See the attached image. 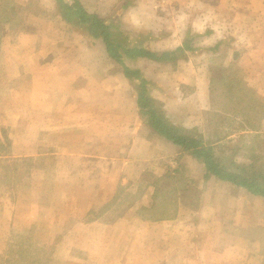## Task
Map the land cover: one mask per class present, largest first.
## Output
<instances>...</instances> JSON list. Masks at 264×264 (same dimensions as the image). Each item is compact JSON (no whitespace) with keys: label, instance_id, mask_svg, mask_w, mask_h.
<instances>
[{"label":"crops","instance_id":"obj_1","mask_svg":"<svg viewBox=\"0 0 264 264\" xmlns=\"http://www.w3.org/2000/svg\"><path fill=\"white\" fill-rule=\"evenodd\" d=\"M14 1L38 13L0 52V264H264V197L207 173L139 104L145 93L221 168L264 188V0H80L141 47L127 65L145 82L54 0L50 12ZM173 1L184 10L163 11Z\"/></svg>","mask_w":264,"mask_h":264},{"label":"trees","instance_id":"obj_2","mask_svg":"<svg viewBox=\"0 0 264 264\" xmlns=\"http://www.w3.org/2000/svg\"><path fill=\"white\" fill-rule=\"evenodd\" d=\"M58 6L60 14L65 19L66 23L72 28H79L87 31L90 34H100L102 35L107 52L111 58L118 61L123 68V71L132 77L140 79L142 82L145 80L141 77L142 72L138 69H131L127 62L135 59L141 50L140 46L129 48L125 46L124 42L118 35H113L110 31V23L100 18L97 15L90 14L84 7L80 0H54ZM27 7L20 6L14 0H0V52L3 40L9 35V30H14L15 32H27L32 29V21L29 18V14H37V11H32ZM28 13V14H27ZM189 45H186V49ZM183 53L178 51L177 54ZM171 53H155L153 57L163 60L166 56L171 57ZM169 61V60H168ZM141 109L144 114L151 115V125L152 128L160 135L164 136L169 141L180 146L183 149L191 151V153L201 159L205 165L207 173L210 172L212 175L218 177L222 180H227L237 183L239 186L246 188L248 191L255 195H260L264 197V188L261 187V182L259 177H248L244 176L239 180L237 174L228 171L227 168H221L215 160V157L211 151L202 141L196 136L189 134L185 130L179 129L173 124L169 123L157 108L152 105L147 104L145 98V93L140 94ZM169 173H166L163 180L166 178H171ZM168 181V180H167ZM185 189V185H183ZM183 189V190H184ZM188 191V190H187ZM198 192V191H197ZM196 192V194H197ZM196 199L200 197L198 193ZM198 196V197H197Z\"/></svg>","mask_w":264,"mask_h":264},{"label":"rangeland","instance_id":"obj_3","mask_svg":"<svg viewBox=\"0 0 264 264\" xmlns=\"http://www.w3.org/2000/svg\"><path fill=\"white\" fill-rule=\"evenodd\" d=\"M134 2H136V1H138V0H133ZM50 0H38V6L36 7V8H38V10H39V8H42L43 10H46V11H48V12H50ZM131 2H132V0H131ZM213 1H211V2H209V4H211ZM42 4V5H41ZM53 7L55 8V7H57L56 8V11H54L55 12V15L56 14H59L60 13V11H59V9H58V6H57V4H56V2L55 1H53ZM161 5H163V4H161ZM174 6L177 8V10H176V12L175 13H179L180 11H182V10H184V8L183 7H179L178 5H177V2L176 1H173L172 3H170L169 4V7L168 8H164L163 9V11H165L166 12V10L167 11H170L171 9H174ZM251 7H252V10H251V12H254V13H256L257 11H259L258 9L255 11V9L253 8L254 6H252L251 5ZM180 8V9H179ZM203 8L204 7H199V9L200 10H203ZM216 9V8H215ZM238 9H239V6L237 5V3L235 4V5H233V7H232V13L233 12H236V15L234 16V20H232V15L230 16V22H234L235 20L236 21H238V16H237V11H238ZM240 9H241V6H240ZM213 10H214V7L212 6V5H210V6H208V10L206 9V12H205V14L208 16V15H210L211 13H213ZM204 12V11H203ZM243 14V13H242ZM180 15H183V13H180ZM59 19V18H58ZM56 20V19H55ZM56 23V22H55ZM231 28V27H230ZM231 31V29L229 30V32ZM215 36H216V33H215ZM213 38V37H212ZM206 42V43H205ZM210 42H212V43H214L215 42V38H213V40L211 41V40H207V39H202V40H200V41H198V44H208V43H210ZM9 47V46H8ZM0 231H2L1 229H0ZM36 235H38V237L39 238H41V236H43L44 235V231L42 230V229H38L37 230V234ZM34 248H35V250L37 251V253H44V252H46V246H44V245H38V246H34ZM24 251H26L27 252V249H25L24 248V245L23 246H21V253H26V252H24ZM40 255V254H39ZM42 255V254H41ZM44 256H46L45 255V253H44ZM23 259H24V257H23ZM35 260H37V261H33V260H20L21 262H20V264H46L47 262H46V260L43 258V257H37V259H35ZM36 262V263H35Z\"/></svg>","mask_w":264,"mask_h":264}]
</instances>
